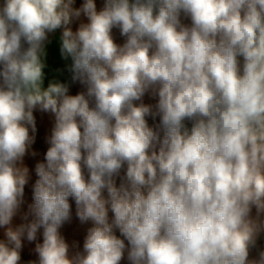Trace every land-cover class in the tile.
<instances>
[{"label":"clouds","instance_id":"9594fccd","mask_svg":"<svg viewBox=\"0 0 264 264\" xmlns=\"http://www.w3.org/2000/svg\"><path fill=\"white\" fill-rule=\"evenodd\" d=\"M0 230V264H264V0H0Z\"/></svg>","mask_w":264,"mask_h":264},{"label":"crops","instance_id":"0c3cea01","mask_svg":"<svg viewBox=\"0 0 264 264\" xmlns=\"http://www.w3.org/2000/svg\"><path fill=\"white\" fill-rule=\"evenodd\" d=\"M81 0H77V6ZM99 3V0H98ZM49 65L52 68L55 67H60L62 66L63 62L59 58L58 54V48L55 42L49 47V58H48ZM79 90V86H73L71 89L72 93L75 94L76 91ZM37 115V134H36V141L32 145V151H35L37 153L36 157H31L28 156L26 157V162L28 165L31 167H34V164L37 160H42L43 155L47 150V143H46V136L49 134L51 123L50 120L46 115L41 116L39 113ZM26 191H28L26 189ZM30 195V193H29ZM15 223H19V219L17 218ZM63 233L66 235V237L71 240V239H78L82 243V238H83V228L79 225V222L76 221L75 219L73 222L69 225H65L64 229H62ZM0 235H2V230H0ZM24 249L22 251V260L27 261L29 259H34L35 255L31 251L32 248H34V244H29L27 241L24 242Z\"/></svg>","mask_w":264,"mask_h":264}]
</instances>
